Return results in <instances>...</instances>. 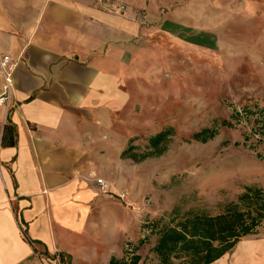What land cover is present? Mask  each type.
<instances>
[{
    "label": "crops",
    "instance_id": "crops-1",
    "mask_svg": "<svg viewBox=\"0 0 264 264\" xmlns=\"http://www.w3.org/2000/svg\"><path fill=\"white\" fill-rule=\"evenodd\" d=\"M131 27L97 0H0V56L14 63L0 104V264H110L135 243L119 180L136 74L120 37ZM3 83L0 65V94ZM7 125L15 145L3 144ZM261 229L211 264H264Z\"/></svg>",
    "mask_w": 264,
    "mask_h": 264
},
{
    "label": "rangeland",
    "instance_id": "rangeland-1",
    "mask_svg": "<svg viewBox=\"0 0 264 264\" xmlns=\"http://www.w3.org/2000/svg\"><path fill=\"white\" fill-rule=\"evenodd\" d=\"M97 1L132 23L120 37L136 73L135 104L121 115L128 142L144 152L150 136L174 130L164 154L127 159L119 177L121 201L137 212L134 252L158 264L164 228L264 189V0ZM213 126V139L188 141Z\"/></svg>",
    "mask_w": 264,
    "mask_h": 264
},
{
    "label": "trees",
    "instance_id": "trees-1",
    "mask_svg": "<svg viewBox=\"0 0 264 264\" xmlns=\"http://www.w3.org/2000/svg\"><path fill=\"white\" fill-rule=\"evenodd\" d=\"M223 124L230 125L229 122ZM218 130L217 126L206 127L195 132L188 141L208 142ZM173 132L169 128L150 136L144 152L132 138L121 156L135 162L161 156L167 151ZM3 144H16L15 131L10 125L6 126ZM240 203L245 204L243 209L238 206ZM263 220L264 189L249 187L238 197V202L227 205L218 215L194 214L164 228L153 250L161 264H174L175 261L179 264H211L229 252L242 237L256 233ZM140 259L134 254L127 263L124 255L122 258L113 257L110 264H137Z\"/></svg>",
    "mask_w": 264,
    "mask_h": 264
},
{
    "label": "built area",
    "instance_id": "built-area-1",
    "mask_svg": "<svg viewBox=\"0 0 264 264\" xmlns=\"http://www.w3.org/2000/svg\"><path fill=\"white\" fill-rule=\"evenodd\" d=\"M0 65L3 72V92L0 94V104L7 105L12 98V92L14 88V79H13V66L14 63L12 62L9 56H0ZM96 182L100 185L103 191H108L110 186L109 184L104 181L102 178H97ZM134 245L131 241H127L125 243V261L130 263L132 257L134 256Z\"/></svg>",
    "mask_w": 264,
    "mask_h": 264
}]
</instances>
